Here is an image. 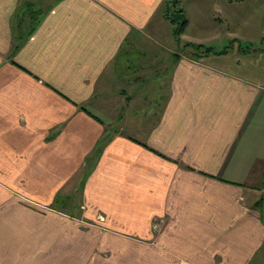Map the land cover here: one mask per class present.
Returning <instances> with one entry per match:
<instances>
[{
    "label": "crops",
    "instance_id": "obj_1",
    "mask_svg": "<svg viewBox=\"0 0 264 264\" xmlns=\"http://www.w3.org/2000/svg\"><path fill=\"white\" fill-rule=\"evenodd\" d=\"M163 2L0 0V264H264V49L169 54Z\"/></svg>",
    "mask_w": 264,
    "mask_h": 264
},
{
    "label": "rangeland",
    "instance_id": "obj_2",
    "mask_svg": "<svg viewBox=\"0 0 264 264\" xmlns=\"http://www.w3.org/2000/svg\"><path fill=\"white\" fill-rule=\"evenodd\" d=\"M181 2L185 9L187 24L180 35L179 43L174 41L171 32L173 27L169 21L163 18L161 12L162 17L158 14L156 19L157 21H164L165 26L168 25L166 26L167 30L163 31L164 36L162 37L168 53L173 50L191 55L194 49L186 46V42L201 43L211 46L217 51L237 47L240 49V55L237 52L235 54L240 57L244 52L247 55L249 48L264 49V0H181ZM33 13L36 19L39 13L36 10ZM35 19L33 18L32 21ZM141 38L146 39L143 35ZM142 43L145 44V41L142 40ZM157 48L162 49L159 46ZM152 53L153 50L148 51L146 53L147 58ZM250 55L256 57L254 61L260 58L259 53ZM141 57L139 62L146 58ZM169 61L168 58L166 63L168 64ZM170 219L171 217L166 214L151 217L149 220L150 231L154 234L168 229ZM259 258L261 256L258 254L256 259Z\"/></svg>",
    "mask_w": 264,
    "mask_h": 264
},
{
    "label": "trees",
    "instance_id": "obj_3",
    "mask_svg": "<svg viewBox=\"0 0 264 264\" xmlns=\"http://www.w3.org/2000/svg\"><path fill=\"white\" fill-rule=\"evenodd\" d=\"M160 12L162 13V16L171 23L172 25V33H173V38L176 43L180 42V35L183 33L185 30L186 24H187V18L185 14V9L182 5L181 0H164L160 7ZM39 15L35 19V16H33L34 23H38L40 20V15L42 11H37ZM34 29V28H33ZM32 29V30H33ZM31 30V31H32ZM186 46L193 47V52L191 53V56L193 57H201L203 54H206L207 52H217V53H223L225 52L226 48L220 51L214 50L211 46H207L201 43H192V42H186ZM264 201V197H261L259 202ZM258 202V203H259Z\"/></svg>",
    "mask_w": 264,
    "mask_h": 264
},
{
    "label": "built area",
    "instance_id": "obj_4",
    "mask_svg": "<svg viewBox=\"0 0 264 264\" xmlns=\"http://www.w3.org/2000/svg\"><path fill=\"white\" fill-rule=\"evenodd\" d=\"M155 227H156V225H155Z\"/></svg>",
    "mask_w": 264,
    "mask_h": 264
}]
</instances>
